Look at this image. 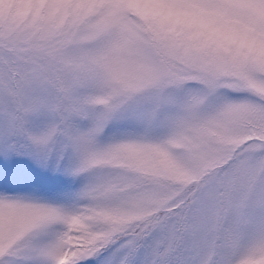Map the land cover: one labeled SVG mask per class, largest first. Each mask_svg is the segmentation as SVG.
I'll list each match as a JSON object with an SVG mask.
<instances>
[{
	"label": "snow or ice",
	"instance_id": "snow-or-ice-1",
	"mask_svg": "<svg viewBox=\"0 0 264 264\" xmlns=\"http://www.w3.org/2000/svg\"><path fill=\"white\" fill-rule=\"evenodd\" d=\"M0 264H264V0H0Z\"/></svg>",
	"mask_w": 264,
	"mask_h": 264
}]
</instances>
